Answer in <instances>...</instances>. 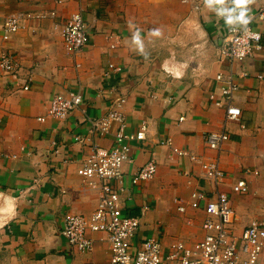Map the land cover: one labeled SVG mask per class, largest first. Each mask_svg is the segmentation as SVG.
<instances>
[{"label": "crops", "instance_id": "crops-1", "mask_svg": "<svg viewBox=\"0 0 264 264\" xmlns=\"http://www.w3.org/2000/svg\"><path fill=\"white\" fill-rule=\"evenodd\" d=\"M201 3L197 11L180 0L80 2L89 42L72 55L63 47L61 28L79 0H0V51L11 52L18 68L10 75L0 72V264H110L104 233L89 231L93 247L79 252L60 228L66 214L87 216L96 207L97 192L83 195L77 173L89 144L74 137H85L89 119L113 108L116 98L125 100L126 133L147 124L145 139L129 142V161L121 167L122 213L139 218L134 243L153 236L167 250L175 241L199 240L202 203L196 209L188 205L197 190L210 197L215 190L228 194L236 237L252 219L264 217V20L256 17L264 0H248L243 9L235 0ZM49 11L55 16L28 20L1 39L5 15ZM242 11L260 31L262 47L231 64L218 55V45L228 25L243 23ZM108 63L121 70L108 71ZM229 71L238 83L233 103L240 116L226 123L228 139L219 157L227 177L214 187L198 164L172 155L161 141L170 138L172 146L204 153V135L224 120L208 93L218 92L215 75ZM69 89L81 91L82 106L65 118L39 121L50 97ZM94 140L110 147L114 136ZM151 159L153 177L132 184L135 171ZM242 178L248 192H233L232 183Z\"/></svg>", "mask_w": 264, "mask_h": 264}, {"label": "built area", "instance_id": "built-area-1", "mask_svg": "<svg viewBox=\"0 0 264 264\" xmlns=\"http://www.w3.org/2000/svg\"><path fill=\"white\" fill-rule=\"evenodd\" d=\"M60 1V0H57ZM85 1L79 0V7L66 17L61 28V39L65 51L75 55L89 42V31L83 17ZM190 4L193 10H200L201 0H180ZM55 11L9 13L1 21V39H9L28 20H40L54 17ZM256 17L264 20V8L257 11ZM261 33L255 29L251 20L247 23H231L222 34L218 45V55L229 63H238L249 58L253 52L260 49ZM113 47V46H112ZM108 71L119 72L120 67L112 63L107 65ZM17 63L9 51H0V72L5 75L17 71ZM108 72H105V74ZM219 83L218 92L208 93L211 104L224 111V120L218 130L207 132L204 137L205 151L202 155L193 153L185 148L172 146L171 139L166 138L162 144L171 147L172 155L188 158L198 164L205 179L214 187L225 183L226 173L220 167L219 153L228 139L226 123L238 120L240 109L234 105V93L238 83L231 72H219L215 75ZM27 84L24 85V89ZM83 95L78 89H69L55 93L48 100L45 115L38 117L44 121L46 117L65 118L82 106ZM125 103L123 98H116L102 116L89 119V130L86 136L76 135V141L88 145V153L79 164L77 173L83 181V195L89 191L97 192L98 201L94 210L87 216L80 214H66L62 221L60 234L79 252H87L93 247V239L88 232H102L109 245L110 264H259V257L264 248V217L252 219L241 231L240 235L231 233L236 219L235 211L225 191L215 190L210 197L205 191L197 190L190 194L188 203L191 208L202 209L205 217L201 223L202 237L192 244L186 245L182 241L170 243L164 250L156 237H148L139 243L133 239L139 229V218L124 215L120 203L122 191L121 167L129 161V142L145 139L147 124L143 121L139 129L133 133H126V119L122 112ZM113 134L114 140L110 147H102L95 142V137ZM86 141V142H85ZM156 172L153 159L139 167L131 178L136 184L148 180ZM249 173V169H245ZM120 185V186H119ZM235 193L246 194L248 184L245 179H237L231 185ZM178 211L184 212L185 206H177ZM44 264V263H40Z\"/></svg>", "mask_w": 264, "mask_h": 264}, {"label": "clouds", "instance_id": "clouds-1", "mask_svg": "<svg viewBox=\"0 0 264 264\" xmlns=\"http://www.w3.org/2000/svg\"><path fill=\"white\" fill-rule=\"evenodd\" d=\"M209 4L212 3V0H208ZM248 3V0H235V4L238 8H246V5ZM244 23H247V20L244 19V12L242 11L240 13V17H239Z\"/></svg>", "mask_w": 264, "mask_h": 264}, {"label": "rangeland", "instance_id": "rangeland-1", "mask_svg": "<svg viewBox=\"0 0 264 264\" xmlns=\"http://www.w3.org/2000/svg\"><path fill=\"white\" fill-rule=\"evenodd\" d=\"M210 182V181H209Z\"/></svg>", "mask_w": 264, "mask_h": 264}]
</instances>
